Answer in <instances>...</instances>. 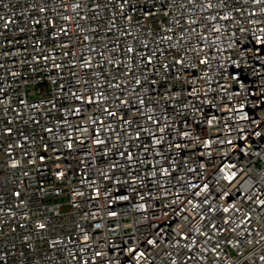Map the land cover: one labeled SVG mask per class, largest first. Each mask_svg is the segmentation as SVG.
Returning <instances> with one entry per match:
<instances>
[{"label":"built area","instance_id":"1","mask_svg":"<svg viewBox=\"0 0 264 264\" xmlns=\"http://www.w3.org/2000/svg\"><path fill=\"white\" fill-rule=\"evenodd\" d=\"M0 264H264V0H0Z\"/></svg>","mask_w":264,"mask_h":264},{"label":"snow or ice","instance_id":"2","mask_svg":"<svg viewBox=\"0 0 264 264\" xmlns=\"http://www.w3.org/2000/svg\"><path fill=\"white\" fill-rule=\"evenodd\" d=\"M18 195V194H17ZM112 215H115V213H112ZM41 227H44V225H41ZM98 255H99V253H98Z\"/></svg>","mask_w":264,"mask_h":264}]
</instances>
